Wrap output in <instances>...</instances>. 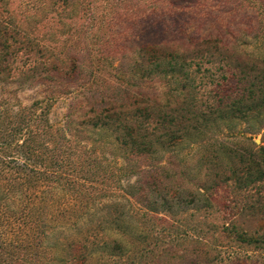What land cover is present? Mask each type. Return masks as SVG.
I'll list each match as a JSON object with an SVG mask.
<instances>
[{
  "label": "rangeland",
  "instance_id": "1",
  "mask_svg": "<svg viewBox=\"0 0 264 264\" xmlns=\"http://www.w3.org/2000/svg\"><path fill=\"white\" fill-rule=\"evenodd\" d=\"M17 1L26 6L27 0ZM70 1V5H66V0L56 3L57 24L52 30H45L46 37L55 39L53 45L46 46L50 51L46 59L39 60L22 76L0 79V112H4L6 122L1 129L15 126L13 115L20 106L29 107L36 101L49 104L47 124L59 130L58 135L50 137L39 132L35 140L47 148L46 157H52L49 162L54 169L71 168L73 159L80 168L73 177L72 189L65 191L76 199H99L97 207L106 212L115 209L125 217L130 230V226L137 225L138 231L147 233L142 243L127 240L120 256L94 255L89 264H264V241L235 243L229 235L233 233L222 229L228 226L237 232L247 230L253 236L264 232V179L258 174L260 169L264 174V85L259 86L264 65L255 64L264 59V0ZM204 40L210 43L203 44ZM151 46H159L165 57L152 63L140 58L138 51ZM185 48L196 51L185 53ZM134 60L139 66L136 72L147 80L119 82L131 78ZM51 61H55L54 67L44 64ZM17 66L25 70L20 64ZM216 85L225 88L221 91ZM226 91L243 99L249 91L251 99L261 100L256 104L242 102L247 111L241 108L242 111L230 114L233 117L226 115L221 119L219 132L214 135L216 141L204 138L201 144L188 143L174 153L159 154L156 160L133 162L119 158L106 163L81 149L71 150L60 135L72 142L80 140L73 145L78 148L82 135L71 122L81 119L90 109L124 101L127 94L155 98L160 106L168 100L172 108L178 107L172 103L174 100L180 103L186 97L206 110L209 102ZM215 116L211 119L216 125L219 121ZM27 117L24 115V119ZM204 132V136H209ZM213 150H220L222 168H232L237 173L233 176H239L236 185L235 177L229 176L231 182H224L219 168H212V163L217 164L212 159ZM248 152L254 154L250 179L260 182L263 189L244 199L238 196L230 222L227 212L216 205H221V195H242V166ZM55 160L60 165L54 166ZM158 163L168 171L169 189L151 193L144 200L139 190L142 171L138 167ZM107 164L109 169H103ZM108 170L117 182L105 180L102 171ZM7 177V173L0 176L1 189ZM54 184L51 186H58ZM217 184L221 189H215ZM36 190L41 191L42 187ZM55 193L58 200L45 207H50L49 229L63 225L71 229L67 233H75L76 228L68 224L71 219L62 214L63 202L67 201L68 208L72 200L60 205V193ZM19 199L7 201L9 210L14 211L17 206L20 211L25 209L27 200ZM76 208L69 210L70 214H75ZM0 210L5 209L0 206ZM2 219L5 220L0 216V225L4 224ZM46 228L44 245L50 247L60 235L53 230V236ZM3 248L2 245L0 264H60L51 261V254L35 244L29 249H18L20 253ZM28 251L31 254L21 257ZM66 260L70 264H88V259L80 254Z\"/></svg>",
  "mask_w": 264,
  "mask_h": 264
},
{
  "label": "trees",
  "instance_id": "2",
  "mask_svg": "<svg viewBox=\"0 0 264 264\" xmlns=\"http://www.w3.org/2000/svg\"><path fill=\"white\" fill-rule=\"evenodd\" d=\"M57 1L27 0L26 6L22 7L17 0H0V79L10 80L14 76H22L25 71L30 72L39 64V60L46 59V55L50 54L46 46L53 45L55 39L54 36L46 37L45 30L47 28L52 30L53 26L57 24L54 18ZM70 4H72L71 1L66 0V5ZM209 41L204 40L202 43H210ZM190 49L185 48V53L196 51V48ZM138 53L141 54L140 58L151 63L158 62L165 57L159 46L141 48ZM54 62L44 64H50L54 67ZM19 64L21 68L25 69L24 71L20 70V66H17ZM255 64L264 65V59L255 61ZM131 66V78L124 81L121 79L119 82L129 83V81L147 80L146 77H142L136 72L139 71V66L136 65L135 60ZM261 77L263 80H260L259 86L264 85V75ZM224 88L225 86L220 88V85H216V89L221 91ZM244 98L234 97L226 91V93L209 102L208 106L206 105V110H203L194 99L187 101L186 97H183L180 103L175 100L174 102L171 98L172 103L178 104V107L172 108L168 100L164 106H160L155 98L127 94L124 101L109 102L106 107L99 110L90 109L83 113L81 119L71 122L75 124L82 135V145L80 143L78 148H74L73 145L79 143L80 140L72 142L63 134L60 135L64 142L71 146V150L81 149L91 158L106 163L119 158L133 162L136 160H156L159 154L174 153L178 148L182 149L187 146L188 143L201 144L204 138L207 141H216L214 135L219 132L221 119L234 112L242 111L241 108L244 109L246 104L242 102L250 101V103L256 104V101L261 100L251 99L249 91ZM44 103L43 101H36L29 107L20 106L13 115L15 126L10 128L1 129L6 122H4V112H0V176L3 173L8 174L5 187L0 188V197H2L0 198V206L5 209L4 211L0 210L2 213L0 216L5 218V220L2 219L4 224L0 225V254L2 245L5 246L3 249H8V252L20 253L18 249H29L32 244H35L46 253L51 254V261L70 264L66 258L80 254L83 258L88 259L87 263L89 264L90 257L94 255L120 256L124 252L123 246L127 240L132 243L145 241L148 237L147 233L138 231L137 225L130 226L132 229L130 230L128 223L125 222V217L116 212L115 209L106 212L102 207H97L99 199L88 200L87 197L84 200L76 199L70 197L71 195L65 191L72 189L73 186L71 185L75 182L73 177L78 174L80 168L76 166L73 159L71 168L63 171L54 169L49 162L52 157H46L47 148L36 142L35 139L39 132L51 137L58 135L59 131L47 124L46 117L50 105ZM37 110H39V116L36 115ZM243 111H247V109ZM218 112L223 114H218ZM215 114V119L219 121V124L216 125L211 119ZM24 115L28 117L24 119ZM6 126L8 127V125ZM204 130L209 133V136H204ZM43 147L44 152L42 153ZM211 154L212 159L217 161V164L212 163V168H219L218 173L220 172L221 176L224 177V182H231L229 176L235 177L234 185H236L239 176H233L237 173L232 168H222L220 150H213ZM253 156L252 152H248V155L245 156V164L242 166L244 169V173H242L244 174L242 195L240 196V192H237L233 186L232 192L236 191L237 194L231 198L221 195L219 199L221 198L222 203L216 205L220 207V211L227 212L230 222L234 219L233 212L238 196L244 199L251 192L256 193L263 189L260 182H253L250 179L252 174L249 171L251 164H253ZM262 158V163H264V153ZM57 164L58 161L55 160L53 165L56 166ZM105 166L103 169H109L108 164ZM257 166L258 164L255 165V168ZM138 168L142 171L139 190L144 200H147L151 193L157 194L169 189L170 180L165 166H160L158 163L147 165L146 168ZM102 173L105 180L118 181L110 170L106 173L102 171ZM258 174L264 179L261 169ZM53 184L58 186H51ZM40 187H42L41 191L36 190ZM223 187L226 188V186ZM215 189H221L219 184L215 186ZM56 191L60 193V205L64 200H72L68 208L65 207L67 201L63 202L62 214L71 219L68 224L72 223L76 228L75 233H67L70 228L63 225L52 226L49 229L50 207L47 210L45 207L49 205V202H52L51 205L53 206L58 200ZM16 195L19 198L25 197L27 200V205L23 211L18 209L19 206L14 211L8 208L7 201L14 199H18L17 202L20 201ZM28 205L29 209H27ZM75 208L76 213L70 214L69 210ZM6 212L10 213V216ZM16 216L18 217L16 218ZM45 228L51 232L57 230L56 232H59L60 235V238L53 239L54 244L50 247L44 245L47 238ZM222 229L228 234L233 233L229 235L232 236L235 243L250 245L251 243H258V239L264 241V232L253 236L247 230L237 232L233 227L229 228L228 226H223ZM55 235L56 233L53 232V236ZM26 253L31 254L28 251L21 254V257ZM63 254L64 257L62 258ZM153 264H157V261Z\"/></svg>",
  "mask_w": 264,
  "mask_h": 264
}]
</instances>
